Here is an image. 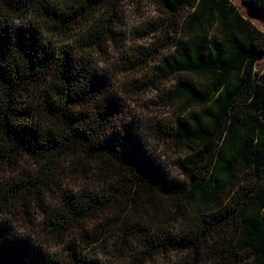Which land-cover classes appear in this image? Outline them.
<instances>
[{
  "label": "trees",
  "instance_id": "obj_1",
  "mask_svg": "<svg viewBox=\"0 0 264 264\" xmlns=\"http://www.w3.org/2000/svg\"><path fill=\"white\" fill-rule=\"evenodd\" d=\"M124 1L0 0V264H264V32L231 0H155L134 46ZM65 151L96 176L79 190Z\"/></svg>",
  "mask_w": 264,
  "mask_h": 264
},
{
  "label": "rangeland",
  "instance_id": "obj_2",
  "mask_svg": "<svg viewBox=\"0 0 264 264\" xmlns=\"http://www.w3.org/2000/svg\"><path fill=\"white\" fill-rule=\"evenodd\" d=\"M233 4L242 12V14L248 18L255 26L264 32V14L258 13L252 15L249 13L246 4L243 0H231ZM122 14H123V28L127 34V44H140L145 47H153L154 43L157 42L158 30L153 35H146L143 39L140 38V34L137 32L142 30H148L151 26L149 23H160L163 19H166V14L162 11L160 6L155 0H126L122 3ZM143 32V31H142ZM171 43V41H170ZM166 49V48H164ZM124 51V49H123ZM114 61L119 63V53L116 52L112 56ZM255 69L264 73V55L259 58L255 63ZM170 82H166V86L169 87ZM159 92L153 91L149 94H146L144 97V103L150 108L147 109L145 105H134L135 112L139 113L145 119H151L158 110L157 104H152L153 101H159ZM161 147V153L164 157L171 162L175 158V150L168 143H159ZM41 163L37 162L29 156H22L18 163V167L15 170L7 171L6 175H21L25 171L33 172L40 167ZM54 166V173L56 175L58 184L61 187L71 190H79L86 186L88 182H91L96 178V176L91 175V171L87 169V166H90V162L85 157L78 155L74 152L65 151L62 153ZM84 166V167H83ZM97 182V181H96ZM59 190L57 187L53 186L51 191L48 192L45 201L47 203H52L54 200H57L59 195ZM15 214L18 221H15L14 224L18 226L21 230L26 231L30 228L33 229L35 226L30 224L26 220H22V212ZM35 221L37 222L40 218V210L35 211ZM20 216V217H19ZM35 222V224H36ZM60 249V248H59Z\"/></svg>",
  "mask_w": 264,
  "mask_h": 264
}]
</instances>
